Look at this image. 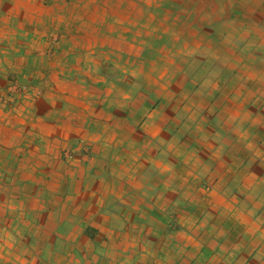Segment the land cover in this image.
I'll list each match as a JSON object with an SVG mask.
<instances>
[{"label":"rangeland","instance_id":"374dc122","mask_svg":"<svg viewBox=\"0 0 264 264\" xmlns=\"http://www.w3.org/2000/svg\"><path fill=\"white\" fill-rule=\"evenodd\" d=\"M33 2L34 22L23 28L10 24L9 34L16 38L6 36L0 41V122L25 129L14 146L21 150L4 161L8 165L0 162L1 264H8L2 262L8 256L22 261L32 253L41 257L40 248L31 247L32 240L25 236V224L35 221L22 212L32 196H41L44 184L52 181L56 186L57 178L71 174L78 147L84 155L93 154L91 143L79 140L61 148L58 159L42 156L47 127L43 122L59 123L61 102L76 89L69 83L79 80L90 86L84 88L87 98L92 107L102 110L100 115L116 112L120 116L122 112L129 125L140 118L135 126H147V116L154 111L179 126L182 146L178 144L175 157L191 155L195 161L200 150L201 157L208 158V174L199 175L202 189L222 191L226 196L229 192L264 193V0ZM124 82L127 85L121 86ZM120 94L129 95L123 111L120 106L126 98L120 99ZM69 106L77 112L72 103ZM30 149L32 167L18 165L20 158L30 156ZM198 170L194 168V173L199 174ZM205 201L193 199L191 206L194 210L205 207ZM240 201L247 206L250 199ZM143 215L146 218L147 213ZM113 218V222L120 221L118 215ZM171 222L179 226L175 219ZM86 234L94 238L102 232L86 230ZM153 243L131 246L127 254L143 256L149 264L153 256L170 249ZM96 249V254L125 253L118 246ZM178 251L182 248L171 254L177 256ZM80 254L83 257L81 250Z\"/></svg>","mask_w":264,"mask_h":264},{"label":"crops","instance_id":"0c3cea01","mask_svg":"<svg viewBox=\"0 0 264 264\" xmlns=\"http://www.w3.org/2000/svg\"><path fill=\"white\" fill-rule=\"evenodd\" d=\"M33 7V0H0V41L6 36L16 38L9 34L10 24L18 23L19 28H23L26 23L34 22ZM1 48L0 44V54ZM76 82L79 84L69 83L76 88L72 96L61 102L63 111L57 117L59 123L43 122L48 128L43 129L46 154L42 156L48 160L58 159L61 148L79 140L91 143L93 154L84 155L78 147L79 155L74 158L71 174L66 172L57 178L56 186L52 181L44 184L41 196H32L28 201L30 205L22 212L30 215L31 222L35 221L25 224V236L27 241L32 240L31 247L40 248L38 252L41 254L38 255L41 257L32 253L28 260L22 261L21 257L8 256L2 262L145 264L147 261L143 256L134 258L127 252L131 246L143 247L145 242L153 241L158 247H169L171 251L153 256L149 264H264L263 192L261 195L229 192L226 196L222 191L202 189L201 177L208 174L205 168L208 158L201 157L200 150H197L199 158L195 161L191 155L184 159L175 157L178 144L182 146L178 143L181 140L179 126L162 120L154 111L147 116V126H135L140 124V118L136 124L129 125L122 112L120 116L116 112L100 115L102 110L92 107L87 98L89 94L84 88L90 86L81 80ZM125 85L126 82L121 83V86ZM120 95V99L126 98V103L121 102L120 106L123 111L128 106L129 95ZM69 103L77 112L70 111ZM1 117L0 111V120ZM46 117L50 118L49 114ZM169 119L173 118L170 116ZM24 132L25 129L2 126L0 122V162L4 165L9 164L4 161L12 153L21 150L14 146ZM197 141L201 143L199 139ZM32 150H29V157L20 158L17 164L32 167ZM14 160L17 161V157ZM178 164L182 169H177ZM194 168H200L199 174L194 173ZM47 173L50 175L51 172L47 170ZM209 179L206 177L205 182L208 183ZM211 180L219 181L218 177L216 180L211 177ZM245 197L250 199L247 206L240 201ZM209 198H213L211 203L207 201ZM193 199H205V207L194 210L191 206ZM146 213L145 218L143 214ZM117 215L120 221L113 222V216ZM148 215L152 217L147 218ZM173 219L179 224L177 228L171 222ZM48 221L53 224H47ZM86 230H99L102 235L92 238ZM146 231L149 237H154L147 238ZM11 239L8 238L7 242L13 249ZM102 245L106 248L118 246L125 253L96 254V248ZM54 247L57 248L55 254L52 252ZM175 248H182L177 256L171 254Z\"/></svg>","mask_w":264,"mask_h":264}]
</instances>
